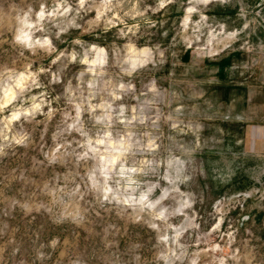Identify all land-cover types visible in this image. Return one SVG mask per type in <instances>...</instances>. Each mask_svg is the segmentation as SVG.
<instances>
[{
  "label": "rangeland",
  "instance_id": "rangeland-1",
  "mask_svg": "<svg viewBox=\"0 0 264 264\" xmlns=\"http://www.w3.org/2000/svg\"><path fill=\"white\" fill-rule=\"evenodd\" d=\"M66 2L0 0V264H264V0Z\"/></svg>",
  "mask_w": 264,
  "mask_h": 264
},
{
  "label": "clouds",
  "instance_id": "clouds-1",
  "mask_svg": "<svg viewBox=\"0 0 264 264\" xmlns=\"http://www.w3.org/2000/svg\"><path fill=\"white\" fill-rule=\"evenodd\" d=\"M86 0H79V4H80V7L82 8L85 4ZM109 3V0H106V4ZM63 6V11H60V7ZM163 6V5H161ZM72 11V8L70 5L67 4L66 0H61V5H58L57 8L53 9L52 11H48L46 13L45 9L43 7H41V10L39 11L38 13V21L37 23H39L40 21H43L46 17V15L48 17H55L56 15H61V16H64V15H67L69 12ZM69 24H74V19L73 21H70ZM29 27L31 28L32 26L29 25ZM67 31V28H61L60 31L57 33V38H59V35L60 33L62 32H65ZM17 41H20L22 43H24L25 47L29 50H34L36 47H39V48H42V49H46V50H49V51H54V48L52 47V43H51V40L47 37L45 38H37L35 39L34 41L32 40L31 36H29L27 33H25L23 36H17L16 37ZM81 41L79 40H76L75 43L79 44ZM100 52L102 53L103 52V49L100 50ZM61 55H63V53H61ZM57 59H59V57H57ZM71 60L74 62L76 60V54L73 53L71 55ZM55 62V61H54ZM83 63H91L93 65H96V64H103L104 63V60L103 59H95V60H92V61H88L87 59L83 60L82 61ZM93 69H89V71H91ZM31 75V74H30ZM83 76V73H81V77ZM29 77H26L24 76L23 74L20 75L19 77V81L17 83V87H21L22 89V84H23V81L27 80ZM56 81L59 82V76H56ZM33 83H35V78L33 77ZM39 86V85H37ZM121 87H123V85H121ZM89 88H95V81H90L89 82ZM12 99H15V96H12L10 97L6 103H11ZM35 100V98H33ZM108 107L110 108L111 105H105V104H102V105H99V107ZM0 107H2V105H0ZM40 107L41 105L40 104H36L34 103L32 105V108L30 109H17L13 112L12 116H11V120H19L21 116H23L25 119H28L30 116H34L36 114L37 111L40 110ZM82 105L78 104L76 105V117L77 119H79V116H80V109H81ZM95 107V106H93ZM23 140V138H21L20 140H18L17 142L18 143H21ZM98 143H104L103 140H100L98 141ZM93 151H95V149H93ZM114 162V161H113ZM123 171V169L121 170ZM134 171V169H133Z\"/></svg>",
  "mask_w": 264,
  "mask_h": 264
}]
</instances>
